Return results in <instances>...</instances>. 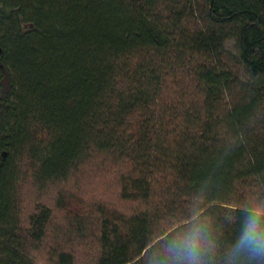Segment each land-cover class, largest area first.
Masks as SVG:
<instances>
[{
  "label": "trees",
  "instance_id": "1",
  "mask_svg": "<svg viewBox=\"0 0 264 264\" xmlns=\"http://www.w3.org/2000/svg\"><path fill=\"white\" fill-rule=\"evenodd\" d=\"M192 1L0 0V264H34L51 219L22 227L24 178L95 154L144 203L101 210L95 264H195L171 251L194 236L199 264H264L236 251L264 227V0H200L198 20Z\"/></svg>",
  "mask_w": 264,
  "mask_h": 264
},
{
  "label": "rangeland",
  "instance_id": "2",
  "mask_svg": "<svg viewBox=\"0 0 264 264\" xmlns=\"http://www.w3.org/2000/svg\"><path fill=\"white\" fill-rule=\"evenodd\" d=\"M200 0H193L196 9ZM114 157L95 154L80 164L64 181H54L43 188L27 176L20 188V217L22 227H28L29 215L41 204L51 210L46 236L32 250L34 264H54V251L72 249L75 264H95L98 249V230L102 220L101 210L109 213L130 214L144 208L139 200L120 196V173L128 171ZM77 221H81L78 228ZM79 223V224H80Z\"/></svg>",
  "mask_w": 264,
  "mask_h": 264
},
{
  "label": "clouds",
  "instance_id": "3",
  "mask_svg": "<svg viewBox=\"0 0 264 264\" xmlns=\"http://www.w3.org/2000/svg\"><path fill=\"white\" fill-rule=\"evenodd\" d=\"M240 250L247 251L253 256H264V227H261L257 217L249 218L236 248L237 252ZM171 251L177 258L199 264L201 250L198 236L174 243Z\"/></svg>",
  "mask_w": 264,
  "mask_h": 264
}]
</instances>
